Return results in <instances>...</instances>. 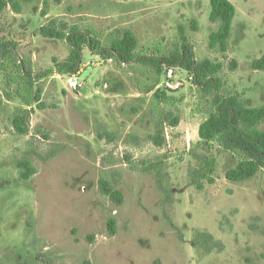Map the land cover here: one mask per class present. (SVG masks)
Segmentation results:
<instances>
[{
	"label": "rangeland",
	"instance_id": "374dc122",
	"mask_svg": "<svg viewBox=\"0 0 264 264\" xmlns=\"http://www.w3.org/2000/svg\"><path fill=\"white\" fill-rule=\"evenodd\" d=\"M230 1L237 14L226 54L210 47V34L220 27L210 21V0H34L22 14L7 10L0 35L18 41L38 73L69 55L65 42L39 34L52 19L103 39L131 30L143 51L170 48L182 26L198 59L224 64L227 93L260 106L264 71L252 64L264 56V0ZM95 64L82 65L80 92L59 75L39 83L27 135L13 127L16 108L25 105L4 98L0 71V264H264V170L243 183L227 180L237 159L216 142L202 143L199 127L211 113L210 99L192 76L176 70L161 78L158 88L177 99L172 109L180 123L166 127L157 147L153 93H146L153 78L109 60ZM111 77L125 84L121 92L110 91ZM197 152L218 160L216 183L202 191L189 174ZM24 162L36 170L28 180L21 177ZM157 164L170 180L166 207L152 170ZM103 175L122 193L120 204L101 193ZM197 233L212 235L223 249L207 254L195 247Z\"/></svg>",
	"mask_w": 264,
	"mask_h": 264
},
{
	"label": "trees",
	"instance_id": "16d2710c",
	"mask_svg": "<svg viewBox=\"0 0 264 264\" xmlns=\"http://www.w3.org/2000/svg\"><path fill=\"white\" fill-rule=\"evenodd\" d=\"M34 0H0V18L8 9L15 14H22L25 7ZM210 21L220 23L217 31L210 34V47L219 48L226 54L229 41L233 34V22L236 18V7L230 0H210ZM195 25V22H194ZM196 28V27H195ZM178 40L170 48H157L154 51L139 49V41L131 30L101 38L91 29L79 26L68 27L64 22L56 19L39 30V34L46 39L60 40L69 48L68 57L60 61L53 59L54 67L50 70L36 73L32 61L20 52V43L7 36L0 35V71L5 75L6 89L4 98L13 100L19 98L25 108H16L13 127L21 135H27L33 107L39 105L42 87L39 83L53 75H76L80 72L84 52L113 62L117 68L129 67L140 69L145 75L153 78V83L146 93H153L150 99V110L157 119L156 135L152 137L157 147L165 143L167 126L177 127L180 117L173 111L172 106L177 101L165 90L158 88L166 68H179L188 72L193 78V84L203 98L210 99L211 113L199 127V137L203 144L211 146L216 142L222 153L237 159L234 167L226 171V178L232 183H243L255 178L264 170V104L256 107L248 105L241 94H228L224 76V64L215 63L210 59H198L194 45L186 30L180 26ZM236 69L238 63L232 62ZM253 70L264 71V56L255 60ZM109 89L121 92L125 84L109 78ZM146 101V100H144ZM3 100H0V116ZM205 152V151H204ZM194 154L195 166L189 171L191 183L202 191L206 185H213L217 180L218 160L210 153ZM24 169L21 177L30 179L36 170L29 162L21 163ZM156 171L158 188L163 195V206L170 203L172 193L170 180L157 164L152 168ZM101 193L115 203L123 201V195L115 189L110 179L102 176L99 181ZM111 236L116 234V219L110 218L107 224ZM89 236L88 240L93 241ZM193 245L210 254L218 245L210 234L197 233Z\"/></svg>",
	"mask_w": 264,
	"mask_h": 264
},
{
	"label": "built area",
	"instance_id": "2783aa9c",
	"mask_svg": "<svg viewBox=\"0 0 264 264\" xmlns=\"http://www.w3.org/2000/svg\"><path fill=\"white\" fill-rule=\"evenodd\" d=\"M176 70L184 71V70L179 69V68H166L164 75L168 74L170 77H172ZM59 77L66 78L68 86L76 92H80L81 88L83 87L84 83H83V80L81 78L80 72L76 75H64V76H59Z\"/></svg>",
	"mask_w": 264,
	"mask_h": 264
},
{
	"label": "crops",
	"instance_id": "0c3cea01",
	"mask_svg": "<svg viewBox=\"0 0 264 264\" xmlns=\"http://www.w3.org/2000/svg\"><path fill=\"white\" fill-rule=\"evenodd\" d=\"M7 12V11H6ZM97 59H101L100 57H98V56H95V55H93V54H91L89 51H85L84 52V61H83V65H84V63L85 62H88L89 61V64L90 63H95V61L97 60ZM94 65H96V64H94ZM82 70H84L83 68H81V72H82ZM81 72H80V75H81Z\"/></svg>",
	"mask_w": 264,
	"mask_h": 264
}]
</instances>
